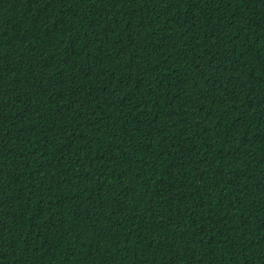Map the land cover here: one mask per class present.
<instances>
[{
  "label": "trees",
  "instance_id": "1",
  "mask_svg": "<svg viewBox=\"0 0 264 264\" xmlns=\"http://www.w3.org/2000/svg\"><path fill=\"white\" fill-rule=\"evenodd\" d=\"M0 264H264V0H0Z\"/></svg>",
  "mask_w": 264,
  "mask_h": 264
}]
</instances>
